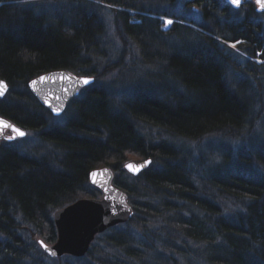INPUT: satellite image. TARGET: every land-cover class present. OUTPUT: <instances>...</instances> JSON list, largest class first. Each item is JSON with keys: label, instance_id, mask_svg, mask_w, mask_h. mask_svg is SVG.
Returning a JSON list of instances; mask_svg holds the SVG:
<instances>
[{"label": "trees", "instance_id": "trees-1", "mask_svg": "<svg viewBox=\"0 0 264 264\" xmlns=\"http://www.w3.org/2000/svg\"><path fill=\"white\" fill-rule=\"evenodd\" d=\"M24 1L0 0V78L9 85L0 99V115L34 133L48 153L42 156L38 148L22 153L16 144L2 143L0 264H264V13L200 0L191 3L198 5L196 10L192 6L168 14L174 23L164 31L157 9L138 0H100L116 7L109 10L114 35L124 47L132 43L144 65L153 63V48L160 50L157 40L174 39L171 46L157 45L176 48L174 53L182 48L186 55L173 53L162 76H144L151 92L127 85L116 92L96 82L68 104L63 118H55L28 83L60 69L104 81L99 59L109 57L104 47H113L115 40L92 39L96 18L103 20L106 13L99 0H34L29 6ZM77 4L82 9L74 8ZM134 10L138 13L132 15ZM240 15L242 22H231ZM258 53L261 64L255 61ZM115 67L127 66L121 61ZM162 77L172 81L170 88ZM160 90L171 98L164 101ZM106 95L120 101V108L118 103L108 108ZM224 124L229 127L220 132L244 144L238 152L243 158L236 160L237 151L227 153L209 169L204 157L191 161L190 151L173 152L170 140L162 137L182 133L200 140ZM129 156L152 164L138 177L129 176L124 169ZM104 166L115 171L116 185L127 192L133 218L123 225L126 229L117 233L121 229L115 227L99 238L105 249L95 247L88 257H48L39 241H57L55 212L79 198H100L87 175ZM203 178L210 189L204 187L199 196L193 183Z\"/></svg>", "mask_w": 264, "mask_h": 264}, {"label": "water", "instance_id": "water-1", "mask_svg": "<svg viewBox=\"0 0 264 264\" xmlns=\"http://www.w3.org/2000/svg\"><path fill=\"white\" fill-rule=\"evenodd\" d=\"M227 1L231 2V0ZM243 2L241 0L239 5L233 6L240 8ZM256 4L259 6V11L264 10V0H256ZM84 78H90V83L84 84ZM0 82L5 85L4 95L0 96L2 99L8 91V86L1 79ZM94 82L95 79L92 77H78L67 71H56L42 74L29 84V89L54 117H60L66 111L68 102L79 95L83 88ZM0 119L5 124L12 125L4 117L0 116ZM18 129L27 134L25 130ZM8 130L12 131L11 128L0 127V147ZM16 134L18 136L14 135V137H21L18 133ZM130 164L142 166L139 171L129 170L126 167L131 174L139 175L144 172L143 169L147 165L151 164V160L130 162ZM90 178L93 184L101 189L104 197L102 200L86 198L76 201L75 204L63 208L55 214V224L58 228L57 241L52 245L41 240L39 242L44 252L51 258H60L65 254L77 258L84 257L89 252L90 245L96 235L112 226L128 223L131 218L133 208L129 204L128 195L114 185L115 173L110 168L95 170Z\"/></svg>", "mask_w": 264, "mask_h": 264}, {"label": "rangeland", "instance_id": "rangeland-1", "mask_svg": "<svg viewBox=\"0 0 264 264\" xmlns=\"http://www.w3.org/2000/svg\"><path fill=\"white\" fill-rule=\"evenodd\" d=\"M138 2L142 5H146L147 7L146 8H152V9H157L159 10L158 12H164V13H167V14H170L172 15L173 13H175L174 11L177 10V9H182L183 6H185V3H183V0H174L173 2V8L169 9V7H162V5H160V3H158L159 7L152 4H148L150 3V1L148 2V0L144 1V3L142 2V0H138ZM231 4V2H229ZM175 4V5H174ZM211 5V4H210ZM233 5V4H231ZM257 5V4H256ZM194 6V4L190 5V6H187V7H192ZM234 10L236 11H241V9L239 8H235L234 6H231ZM193 8V7H192ZM194 9V8H193ZM239 9V10H238ZM183 10V9H182ZM196 10V8H195ZM187 13V15L189 17H194L196 16L195 14L192 15V13H190L189 11H185ZM176 13H181V12H176ZM247 14V11L245 13V15ZM166 17V16H164ZM160 18V17H159ZM101 21H102V18H99ZM243 19H245L244 16L240 15V16H234L233 19H231V22H234V21H237V22H242ZM163 22H164V27L163 29L164 30H167L168 28L171 29L172 24H167L166 21L167 20H172L174 22L173 19L167 17V18H164L162 19ZM103 21L105 22V24L108 26V28L110 30H113L115 29V26H114V22H115V19L113 18V16H105L103 17ZM102 21V22H103ZM155 31V30H154ZM115 32V31H114ZM157 32V31H155ZM115 33L113 34H110L109 33V36H108V40H115L113 41L114 42V46L113 47H104V51H106L108 54H109V57L107 58L106 55L103 56L102 59H99V62H101V65H102V69H104V74L105 76L104 77H101V78H104L103 80L104 81H99L98 79H95V82H100L99 84L101 85H106V86H111L116 92H118V89H120L122 86L124 87V85H127L129 87L127 88H130V87H139V88H146L148 92H151L153 91L151 89V86H150V83L151 81H147V79L143 78L144 76L146 75H149V76H153V75H159V76H162V72H164L163 70H165V67H163L161 64H159L160 66H157L156 65V62H153L152 64H149V65H144L141 61V55L139 53L138 50H136V48H134V46L132 45V43H128V45L124 47L123 45V42L120 40V37L119 35L116 33V35H114ZM229 36V35H228ZM157 37V36H156ZM92 39L94 40V37H92ZM189 40V39H187ZM159 40L156 41V46L158 49L161 50V48L163 47V44L162 46H159L157 45V42ZM106 42V41H105ZM159 42H164V43H167L169 46H171L172 43L176 42L174 39L170 38L168 40V42H166V40H160ZM232 45H235L234 48H237V44H233L231 43L230 46ZM105 46V45H103ZM166 46V45H165ZM128 47V51L127 53L124 52V49ZM163 49L165 51H167V49L165 47H163ZM236 51L238 52V49H236ZM157 50L155 48L152 49V54H156ZM122 53L125 55L124 57V61L121 60L122 58ZM234 56V59H237L239 60V64H243V61L239 59V56L237 54H233ZM121 61L123 62V64L127 67H123L122 69L120 70H116V65L117 63H121ZM260 63V62H259ZM137 66V67H136ZM107 67H112L111 69H108ZM133 67H136V68H133ZM133 68V69H132ZM139 69V70H138ZM138 70V72H136L134 75V77L132 76V74ZM129 73H131V77H128L130 76ZM104 74L100 75V76H103ZM165 74V73H164ZM136 77H139L140 80H133V78H136ZM145 79V80H142V79ZM164 81L168 84H165L167 86V88L169 87L170 88V85L172 83V81L168 80L167 78H164ZM138 79V78H136ZM125 82V84H123ZM157 82V80H155L154 84ZM93 83V84H94ZM159 83V81H158ZM92 85V84H91ZM153 85V84H151ZM157 85V84H156ZM155 85V86H156ZM122 87V88H123ZM87 88V87H85ZM83 88L80 92V94L82 93V91L85 89ZM166 90V89H165ZM160 95L159 97H163L164 101L166 99H170L171 98V94L167 91H159ZM168 94V96H167ZM168 97V98H167ZM160 98V99H161ZM162 100V99H161ZM118 105L120 103V101L117 102ZM67 110V109H66ZM65 113L66 111L64 112L63 115H61L60 117H57V118H63L65 116ZM3 117V116H2ZM5 118V117H4ZM7 119V118H5ZM10 123H12V125H14L15 127L17 126L15 123L11 122L9 119H7ZM5 135L7 137L11 136V137H14V135H17L16 133H14L13 131H6ZM18 136V135H17ZM163 138H165V136H162ZM14 141H16L15 143L13 144H16L18 146V150H20L22 153H25L27 150L28 152L30 153L32 150L38 148L40 149V152L42 154V156L44 155H47V149H46V145H44L42 143V141L38 138H36L35 134L34 133H30V132H27V134L24 136V137H14L13 138ZM199 141V144H188V146L185 148L184 151H187L189 150L190 153H188V159H191V161H195L197 160L198 158H202V157H205V159L207 160V169H209V165L210 167L212 168V164H219L220 161H221V155L222 156H225L227 153H233L235 155V151H237V153L239 152L241 146L243 145H239L240 144V140H237V139H233V138H229V137H224V139H217V141H219L222 145H223V150L219 149L216 150H210V149H207L206 148V142L202 141V140H198ZM43 149H42V148ZM247 148V146H246ZM247 150V149H246ZM236 153V154H237ZM236 160L237 159H241L240 156L236 155ZM243 158V157H242ZM245 158V157H244ZM141 161H147V160H141L140 158H138L137 156H129V159L127 162H125L124 164V169H125V172L129 175V176H132V177H138L139 175H133L129 172V170H127L126 168V165H129L130 162H141ZM151 164H152V161H151ZM150 165H147V167L145 169H143V171L147 170L150 166ZM111 170L115 173V171L111 168ZM194 184V187L195 189L197 190L196 193L200 196L203 194V188L206 187V191L209 192V184L207 182V180L205 178H203V181L201 183H193ZM114 185L116 187H118L115 183V178H114ZM119 188V187H118ZM209 188V189H208ZM121 189V188H119ZM122 191H124L126 194L127 192L123 189H121ZM102 193V191H101ZM128 195V194H127ZM104 197V194L102 193V196L98 199L102 200ZM214 197H212L213 199ZM86 198H79L77 199V202L80 201V200H84ZM88 199V198H87ZM128 200H129V196H128ZM215 201H219V200H215ZM129 204L132 206L133 208V211H132V215H131V218L130 220L133 218V215L135 213L134 211V207H133V204L130 202L129 200ZM228 208H230V204L227 205ZM223 209H226V206H221ZM129 220V221H130ZM142 221H145L146 222V219H141V222ZM127 224V223H125ZM125 224H118L117 226L115 225L114 227H110L109 229H107L106 231L102 232V233H99L98 235H96V238L95 240L91 243L90 245V249H89V252L84 256V257H88V254L90 253L91 250H93L95 247H98V248H104L105 249V245L102 243V242H98V239L99 238H103L105 237L106 235H109L112 231V228H115V227H120L121 230L117 231L120 232L122 231L123 229H126L125 227L127 226H123ZM56 226V224H55ZM122 227V228H121ZM129 229V228H128ZM56 231H57V238H58V228L56 226ZM133 233L135 234H138V232H140L139 230H136V229H133L132 230ZM150 233V230H148V234ZM147 235V233L145 232V236ZM139 236V240H144L145 242L148 243V240L147 239H144V234L143 233H140L138 234ZM150 236V234H149ZM40 242V241H39ZM40 244V243H39ZM52 245V244H51ZM41 247V246H40ZM41 249L43 250V248L41 247ZM44 252V250H43ZM46 254V253H45ZM47 256H49L48 254H46ZM67 256H71L69 254H65L63 255V257H60V258H64V257H67ZM179 260L181 259L180 257H177ZM190 263H192V261H190Z\"/></svg>", "mask_w": 264, "mask_h": 264}, {"label": "bare ground", "instance_id": "bare-ground-1", "mask_svg": "<svg viewBox=\"0 0 264 264\" xmlns=\"http://www.w3.org/2000/svg\"><path fill=\"white\" fill-rule=\"evenodd\" d=\"M32 1H34V0H25L24 1V4H26L27 6H29L30 4L32 5ZM98 3H100V4H102V6H104L105 7V11H106V13L104 14V16L103 17H105V16H108L109 15V10L110 9H114V8H116V7H114V5L112 4V3H107V2H102V1H97ZM215 2V1H214ZM7 3V2H6ZM217 4H218V6H223V7H225V5H224V3H223V1L222 0H218V2H216ZM137 7V6H136ZM135 7V8H136ZM74 8H76V9H82V6H81V4H77V7H74ZM137 9V8H136ZM223 10H225V9H223ZM7 12H9L8 14L9 15H14L15 14V10H13V11H11L10 12V10L9 11H7ZM6 12V13H7ZM17 12V11H16ZM18 13V12H17ZM71 14H72V12H70ZM69 13V14H70ZM138 12L136 11V10H134L131 14L132 15H135V14H137ZM7 14V15H8ZM8 15V16H9ZM34 15V14H33ZM143 15V14H142ZM146 15V14H145ZM97 19V21H96V25H97V28H96V32L94 33V39H95V41L96 40H99L100 38H101V36H103L104 38H107L108 36H109V33L110 34H113V33H115L113 30H110L109 28H108V26L105 24V22L103 21H101L99 18H96ZM127 22H128V24H132L133 23V19H132V17H131V15H130V17H127ZM137 23L138 22H140L139 20L138 21H136ZM9 29L11 30V31H13V29H12V26L10 25V27H9ZM224 29H226V30H230V29H232V28H230V27H226V28H224ZM230 34L232 33V30H230V32H229ZM176 47H178V48H180V47H182V43H179ZM167 49V51H165L164 49H161V50H158L157 52H156V54H153V55H151V57H152V60H154L153 62H156V64L157 63H159L160 62V64L163 66V67H165V70L167 69V67H166V63L169 61V57L174 53V51L175 50H177L176 48H172V49H169V48H166ZM182 49V48H181ZM181 49H179V51L180 52H175L173 55H180L181 57L182 56H185L186 55V52H182L183 50H181ZM165 70H163L164 71V73H165ZM56 71H67V72H69V70H65V69H60V70H54V71H50V72H56ZM47 73H49V72H47ZM70 73H72V72H70ZM72 74H74V73H72ZM163 74V73H162ZM74 75H76V76H78V77H88V76H81V75H77V74H74ZM41 75H37V76H35L34 78H32V80L28 83V87H29V84L33 81V80H35V79H37L38 77H40ZM152 76V75H151ZM155 76V75H154ZM146 77L148 78V77H150L149 75H146ZM146 77H144V78H146ZM93 78V77H92ZM95 78V77H94ZM2 81H4L6 84H7V86H8V91H9V85H8V81L7 80H4V79H2V78H0ZM32 95L34 96V98L39 102V104L44 108V109H46L47 111H48V113L50 114V111L48 110V108H46L45 106H43L42 104H41V102L36 98V96L32 93ZM80 96V94L79 95H76L75 97H73L69 102H68V104L73 100V99H76V98H78ZM105 99H106V106L109 108V106L110 107H114L116 104H117V102H115V101H110L109 100V98H108V96L106 95V97H105ZM122 105V103L121 104H119V107L118 108H120V106ZM185 107V106H184ZM41 112V115L44 117V119L45 120H49V117L47 116V118H46V114L43 112V111H40ZM51 115V114H50ZM55 118H57V117H55ZM229 127V125L228 124H224V125H222V126H219L218 127V130H217V134H212V135H206V136H203L200 140H202V141H204V142H206V148L207 149H210V150H214V149H216V150H218V148L219 149H221V147H223V145L219 142V141H217V139H219V138H221V139H224V137H226L225 136V132H220V131H226L227 130V128ZM224 128V129H223ZM190 136H187V135H185V134H182V133H174L172 136H169V135H165V139H167V140H170L169 142L170 143H168V147H169V149L171 150V151H173V152H176V148H180V149H183V150H185V148L188 146V144H199V141L197 140V139H188ZM47 140V142H49V143H51L50 141H48L49 139H46ZM91 140H93V138H91ZM91 142H94V141H91ZM187 151H189V150H187ZM264 153H262V155H263ZM236 155H238V153L236 154ZM241 158L243 157L242 155H239ZM185 157H186V155H185ZM245 157V156H244ZM205 158V157H204ZM188 163H189V161H188ZM190 164V163H189ZM207 167V166H206ZM104 168H110L111 169V167H109V166H104V167H100V168H97V167H95V168H92L90 171H89V173H88V175H87V178H88V182H89V184L92 186V187H94V188H96V189H98L100 192H101V189L98 187V186H96V185H94L93 184V182L91 181V174H92V172L93 171H95V170H100V169H104ZM216 177H218L219 178V176L218 175H216ZM88 199H94L93 197L92 198H88ZM77 201V200H76ZM76 201L75 202H73V203H71V204H69V205H67V206H65V207H63V208H66V207H68V206H70V205H73V204H75L76 203ZM63 208H60V209H58L56 212H55V214L59 211V210H61V209H63ZM55 214H54V221H55Z\"/></svg>", "mask_w": 264, "mask_h": 264}, {"label": "flooded vegetation", "instance_id": "flooded-vegetation-1", "mask_svg": "<svg viewBox=\"0 0 264 264\" xmlns=\"http://www.w3.org/2000/svg\"><path fill=\"white\" fill-rule=\"evenodd\" d=\"M144 1H146V0H142L143 3H144ZM149 1H150V3H148V4H150V5L154 4V5L159 7L158 3H160V5H162V7L165 8V7L168 6L169 9L173 8V2H174V0H148V2ZM198 1H200V0H183V3H185V6H183L182 8H186L187 6H190L191 3H193V2L197 3ZM222 1H223L224 5H225V8H229V7L233 6L227 0H222ZM243 1L244 2L240 6L239 9L242 10V9L245 8V10H246V8L249 7V8H254L257 14L264 13V11H259L258 10V6L256 5L255 0H243ZM140 5L143 6V7H147L146 5H142V4H140ZM197 7H198V5L195 4L194 8H197ZM160 14H161L159 16L160 19L167 18V15H168L167 13L161 12ZM164 16H166V17H164Z\"/></svg>", "mask_w": 264, "mask_h": 264}, {"label": "snow or ice", "instance_id": "snow-or-ice-1", "mask_svg": "<svg viewBox=\"0 0 264 264\" xmlns=\"http://www.w3.org/2000/svg\"><path fill=\"white\" fill-rule=\"evenodd\" d=\"M240 2H241V0H231V4H233V5H239ZM166 23L170 25V24H172L174 22L172 20H167ZM232 47H235V45H232ZM83 83L84 84L90 83V78H84L83 79ZM4 87H5V85L3 84V82H0V96H3L4 95V91H3ZM0 127H8V128H11V130L14 133H18L19 136H21V137H23L24 135H26V133H24L20 129L12 126L11 124H5V122L2 119H0ZM13 138L14 137H11V136L7 137V139H9V140H11ZM148 163H150V162H148ZM126 167L129 168V170L139 171V168L142 167V166H133V165L129 164V165H126Z\"/></svg>", "mask_w": 264, "mask_h": 264}]
</instances>
